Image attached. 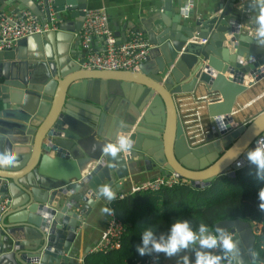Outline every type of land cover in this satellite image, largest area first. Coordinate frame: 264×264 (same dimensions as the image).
Instances as JSON below:
<instances>
[{
	"label": "water",
	"instance_id": "water-1",
	"mask_svg": "<svg viewBox=\"0 0 264 264\" xmlns=\"http://www.w3.org/2000/svg\"><path fill=\"white\" fill-rule=\"evenodd\" d=\"M15 2L12 11L26 8L51 24L54 15L58 28L0 50V152L17 154L15 165L0 167V264H84L77 228L103 199L101 185L117 193L142 169L205 187L218 175L233 176L264 140V109L237 123L239 97L264 81V47L253 39L249 0H227L195 17H183L181 1L173 9L166 0L135 28L150 44L146 58L135 70L116 71L81 66L76 32L86 0H44L43 11L35 0H0V13ZM187 94L205 106L192 115L191 135L178 107ZM121 131L134 146L113 160L102 148ZM218 225L239 243L243 264L263 262L250 254L251 222L226 219L209 229Z\"/></svg>",
	"mask_w": 264,
	"mask_h": 264
},
{
	"label": "trees",
	"instance_id": "trees-1",
	"mask_svg": "<svg viewBox=\"0 0 264 264\" xmlns=\"http://www.w3.org/2000/svg\"><path fill=\"white\" fill-rule=\"evenodd\" d=\"M264 178L257 176L249 162L233 176L218 175L205 187H193L183 180L158 191L126 194L110 202V209L124 225L119 247L88 252L84 264H136L150 255L140 256L137 245L142 232L151 227L157 234L167 233L175 219H187L198 231L200 223L211 228L226 219H244L259 225L253 246L255 259L264 262V210L259 207L258 193Z\"/></svg>",
	"mask_w": 264,
	"mask_h": 264
},
{
	"label": "built area",
	"instance_id": "built-area-1",
	"mask_svg": "<svg viewBox=\"0 0 264 264\" xmlns=\"http://www.w3.org/2000/svg\"><path fill=\"white\" fill-rule=\"evenodd\" d=\"M187 2L188 0H185L184 5ZM35 3L40 10H44V0H35ZM47 3L50 5L52 0H47ZM184 5L181 4L180 9ZM192 9L193 6L191 11ZM183 17L185 16L183 15ZM51 22L52 24L40 22L37 16L26 8L19 9L16 12L11 10L10 13H0V50L13 48L16 42L21 38L36 33H42L49 29L56 30L58 27L54 25L56 22L54 15H51ZM245 28L248 34H252V27L246 26ZM76 34L80 37V48L84 53V61L81 66L88 69L113 71L135 70L138 68L139 63L146 58L150 48L146 35L135 28H128L124 34V39L118 38L110 27L108 15L103 7H86L84 9V19L81 28ZM94 38H101L102 45L100 49L95 48ZM204 41L203 39L202 42ZM192 121L189 127H193V130L187 132L190 135L194 131V126L196 127L195 124L192 125ZM244 122L248 123L247 120ZM197 142V140L189 136L190 144H196ZM247 162L248 160H242L238 165V169L246 165ZM183 180L186 179L179 178L174 172L170 173L168 176L156 175L139 184H132L127 191H118L116 196L122 198L126 194L158 191L162 187H171L175 184H179ZM188 183L190 184L189 181ZM5 207V201L0 200V210L5 209ZM124 231V225L119 218L113 212L112 214L107 213L105 226L101 232L100 238L91 248V251L104 252L119 247L120 239ZM159 254L148 256L143 260L137 261L136 264H155Z\"/></svg>",
	"mask_w": 264,
	"mask_h": 264
},
{
	"label": "clouds",
	"instance_id": "clouds-1",
	"mask_svg": "<svg viewBox=\"0 0 264 264\" xmlns=\"http://www.w3.org/2000/svg\"><path fill=\"white\" fill-rule=\"evenodd\" d=\"M191 0L180 9L181 14L187 17L192 8ZM249 8L254 9L255 30L253 39L260 47H264V0H249ZM126 127V124H121ZM134 141L130 133L121 131L114 141L106 142L103 145V152L113 160L121 153L131 154ZM235 152V149H233ZM232 156L235 159L238 156ZM247 160L256 167L257 176L264 178V140L246 153ZM17 154L14 151L6 150L0 152V167L15 165ZM98 193L107 201L111 202L116 198L113 187L109 184L101 185ZM259 207L264 210V188L258 193ZM104 212L112 214L113 210L105 207ZM193 251L195 259L190 260L187 254L179 255L187 251ZM218 250V251H217ZM136 251L140 256L164 253L168 257L179 256L176 264H243V256L239 243L221 226H217L213 233L208 226L200 223L198 231H195L187 219H175L171 223L168 232L157 234L151 227L142 232V242L137 245ZM254 257L256 253H250Z\"/></svg>",
	"mask_w": 264,
	"mask_h": 264
},
{
	"label": "crops",
	"instance_id": "crops-1",
	"mask_svg": "<svg viewBox=\"0 0 264 264\" xmlns=\"http://www.w3.org/2000/svg\"><path fill=\"white\" fill-rule=\"evenodd\" d=\"M173 9L176 8L177 2L181 1L184 5L185 0H171ZM227 0H192L193 9L191 11L192 16L195 15L207 16L218 6H222ZM166 0H86L87 7L98 8L103 7L108 15L109 24L115 34H118V38L124 39V34L128 28H137L141 25V20L150 16L154 12L160 11ZM17 3H12L10 9H6L5 13H10L13 7ZM255 10H251L248 14L252 17V26H254ZM123 34V35H121ZM102 45L101 38H94V46L96 49H100ZM248 79V74L245 75V79ZM245 82V81H244ZM251 89L240 96L239 102H241L242 111L239 112L240 117L237 123L249 121L257 113L264 109V81L260 84L254 83L250 86ZM178 105L179 112L183 121L186 124L187 132L192 131L193 127H189L192 121V114L205 113L204 103L198 104L193 101L192 96L187 94L183 96ZM197 107V109H196ZM243 113V114H242ZM191 114V115H189ZM206 120V119H205ZM201 121L205 124L206 121ZM192 125H194L192 123ZM195 127V126H194ZM195 130V128H194ZM194 132V131H193ZM192 133V132H190ZM157 175L156 172L150 170L135 169L132 174L123 179L122 185L119 191H127L132 184H139L143 181L149 180ZM105 207L110 209V202L104 197L94 207H92L88 216L83 218L82 223L77 228V235L79 236V259L91 251V248L97 243L100 238L101 232L105 226L107 218V212L102 209ZM254 233L259 230L258 223L251 222ZM86 248H89L87 253L84 252ZM83 252V254H82ZM187 254L190 260L195 259L193 251L182 252L179 255ZM179 256L168 257L164 253H160L158 260L155 264H176ZM259 262V261H258ZM259 264H264L259 262Z\"/></svg>",
	"mask_w": 264,
	"mask_h": 264
},
{
	"label": "rangeland",
	"instance_id": "rangeland-1",
	"mask_svg": "<svg viewBox=\"0 0 264 264\" xmlns=\"http://www.w3.org/2000/svg\"><path fill=\"white\" fill-rule=\"evenodd\" d=\"M252 18V17H251ZM248 20V19H247ZM139 165V163H137ZM135 170V169H134Z\"/></svg>",
	"mask_w": 264,
	"mask_h": 264
},
{
	"label": "bare ground",
	"instance_id": "bare-ground-1",
	"mask_svg": "<svg viewBox=\"0 0 264 264\" xmlns=\"http://www.w3.org/2000/svg\"><path fill=\"white\" fill-rule=\"evenodd\" d=\"M240 98V97H239Z\"/></svg>",
	"mask_w": 264,
	"mask_h": 264
}]
</instances>
